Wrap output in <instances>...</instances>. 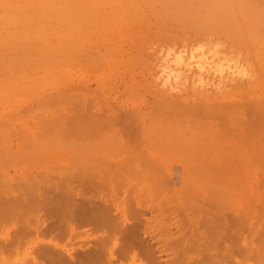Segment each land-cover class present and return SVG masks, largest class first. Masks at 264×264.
Segmentation results:
<instances>
[{
	"label": "rangeland",
	"instance_id": "374dc122",
	"mask_svg": "<svg viewBox=\"0 0 264 264\" xmlns=\"http://www.w3.org/2000/svg\"><path fill=\"white\" fill-rule=\"evenodd\" d=\"M189 1L153 0L151 5L152 0H0V264L43 263L40 251L44 247L65 259L66 253L78 259L105 239L102 231L110 233L112 229L77 224L72 231L70 222H66L65 230L40 233L55 222L56 215L60 218L69 212L67 207L78 205L75 193L81 183L85 185L79 191L85 188L84 195L90 192L97 200L103 196L104 201L107 199L117 228L122 231L138 226L133 233L139 235L142 247L135 250L136 263L130 260V251L121 256L124 241L120 230L114 231L120 233L115 239L118 246H113L115 237L103 244L105 263L110 251L121 259L120 264H152L151 258L158 259V264H180L182 258H186L183 264H264V1L227 0L226 11L220 0H202L203 5L201 0ZM182 2L191 3L188 9L201 4L199 15L206 23H196L200 17L192 15L198 10L190 16L188 12L195 7L188 10L183 4L181 8L178 3ZM167 6L171 12H164ZM177 10L188 11L185 15L189 18L181 19L184 16L178 13H184ZM240 11L248 13L245 20L237 15H242ZM249 11L260 17L254 18ZM216 12L231 16L223 19ZM232 15L240 18L235 20L238 24L247 25L246 30L252 25L250 31H256L255 36L247 38L248 32L241 26L236 30L240 36L235 33L238 24L233 23ZM217 17L222 18L221 24ZM72 93L76 94L74 100ZM165 103L171 107L162 106ZM159 107L168 109L163 112ZM115 113L129 116L127 128L120 129L121 136L119 125L122 128L125 124L120 121L115 125L121 118L113 116ZM114 117L116 120L109 122ZM105 122L113 123L115 129ZM64 124L69 125L68 131ZM127 129L135 134L134 140L127 135L131 137L128 144L121 141ZM210 140H214L212 144ZM230 151V158L225 157ZM215 154L219 155L218 162ZM133 159L137 165H130ZM104 168L113 171L104 175ZM83 180L91 182L89 187ZM56 181L61 183V190L67 188L65 197L70 192L74 197L71 193L67 196L70 206L65 207L66 212L61 199L63 205L59 202L62 206L58 208L63 212L58 210L55 217L51 216L57 210L55 203L64 194L57 190ZM94 183L97 189L92 187ZM32 193L35 201L30 200ZM89 195L86 197H92ZM209 203L221 209L213 212L215 205L209 209ZM216 213L227 218L222 223H230L224 222L220 229L228 238L220 237L221 233H215L220 239L213 235L217 243L211 241L209 228L205 229L208 224H204L215 220ZM218 223L214 222L215 226ZM199 226L200 230L196 228ZM227 226L229 230H224ZM20 230L29 233L23 237ZM235 231L237 234H232ZM17 233L21 243L13 245L16 237L20 238ZM208 238V245L214 247L207 245ZM167 242L173 245L167 246L168 251L164 246ZM5 244L14 247L12 252H6ZM160 245L167 253H160Z\"/></svg>",
	"mask_w": 264,
	"mask_h": 264
},
{
	"label": "bare ground",
	"instance_id": "6f19581e",
	"mask_svg": "<svg viewBox=\"0 0 264 264\" xmlns=\"http://www.w3.org/2000/svg\"><path fill=\"white\" fill-rule=\"evenodd\" d=\"M42 1H43V0H42ZM154 1H156V0H154ZM178 1H179V0H178ZM180 1H181V0H180ZM182 1H183V0H182ZM187 1H189V0H187ZM194 1H195V0H194ZM196 1H197V0H196ZM207 1H208V0H207ZM207 1H206V2H207ZM230 1H231V0H228V3H229ZM239 1H240V0H239ZM263 1H264V0H263ZM158 2H159V1H158ZM161 2H162V1H161ZM189 2H191V1H189ZM189 2H187V3H189ZM198 2H199V0H198ZM212 2H213V0H212ZM212 2H211V3H212ZM214 2H215V1H214ZM224 2L227 3V0H226V1H225V0H220V2H219L220 4H219V3H218V4L221 5L222 8H223V5H224V7H225V3H224ZM231 2H233V1H231ZM237 2H238V1H237ZM192 3H193V1H192ZM200 3L203 5L202 0L200 1ZM216 3H217V2H216ZM222 3H223V4H222ZM228 3H227V4H228ZM234 3H235V2H234ZM234 3H233V4H234ZM152 4H153V0H152V2H151V5H152ZM164 4H165V3H164ZM178 4H179V6H180V5L182 6L183 4H186V3H185V2H184V3L182 2L181 4H180V3H178ZM190 4H191V3H190ZM190 4H189V5H190ZM201 4H199L198 7H197V4H196V6H193V5H192L193 7H195V9H194L193 7L190 8V9H188V8L190 7L189 5H187V4H186L187 6H184V5H183V6H184L185 8H187L188 10H192V9L195 10V11L192 10V11H189V12H188V11H185V10H184V12H182L181 10L178 11V10L180 9V7H181V6H180L179 9H178L177 11L180 12V13L182 12V14L184 13V15L181 16V14H179L178 12H176V13H178L177 16H179V17H183V16H184V17H185V16H187L189 13L191 14V12L194 13V12H196V10H198V11H197L198 17H196L197 14H196V15H195V14H193V15L191 14L192 17H195V18H199V17H200V18L198 19V21L200 20V22H196V23H198V24L206 23L205 18H204V20L202 19V21H203V22H202V21H201V14L199 15V13H202V12H200V9L202 8V7L200 6ZM227 4H226V5H227ZM231 4H232V3H230V5H231ZM242 4L245 5L244 3H242ZM159 5H160V4H159ZM161 5H162V4H161ZM166 5H169V4H166ZM212 5H213V4H212ZM212 5H211V6H212ZM214 5H215V4H214ZM216 5H217V4H216ZM243 5H242V6H243ZM250 5H251V4H250ZM263 6H264V4H263ZM160 7H161V9H163L162 6H160ZM163 7H164V5H163ZM168 7H169V6H167V10L165 9L166 11H164V12L169 11V10H168ZM196 7H197V9H196ZM199 7H200V8H199ZM213 7H214V6H213ZM236 7H237V6H236ZM244 7H246V6H244ZM244 7H243V8H244ZM247 7H248V6H247ZM181 8H182V7H181ZM218 8H219V6H218ZM248 8H249V7H248ZM252 8H253V7H252ZM183 9H184V8H183ZM212 9H213V8H212ZM232 9H233V5H232ZM237 9H238V7H237ZM263 9H264V8H263ZM224 10L226 11V7H225ZM228 10H229V9H228ZM242 10H245V8L242 9ZM248 10H249V9H248ZM250 10H251V9H250ZM257 10H258V8H257ZM257 10H254V11H257ZM260 10H261V8H260ZM214 11H215V9H214ZM214 11H213V12H214ZM218 11H220V9H219ZM218 11H217V12H218ZM225 11H224V13H225ZM246 11H247V10H246ZM246 11H244V14H243V11H242V12L240 11V12L242 13V15L238 14L239 12L237 11V12H238L237 15L240 16V18L244 16V17H243L244 19H243V18H241V19H242V20H245L246 15L248 14V13L245 14ZM169 12H171V11H169ZM187 12H188V14H187ZM205 12H206V11H205ZM205 12L203 11L204 14H205ZM217 12H216V13H217ZM220 12H221V11H220ZM247 12H248V11H247ZM249 12H250V11H249ZM257 12H260V11H257ZM176 13H175V14H176ZM221 13H222V12H221ZM250 13H251V12H250ZM185 14H187V15H185ZM190 14H189V15H190ZM213 14H214V13H213ZM213 14H212V15H213ZM226 14H227V13H226ZM226 14L224 15V14L217 13L216 16H217V15H219V16L221 15V16L224 17L223 19H225ZM228 14H229V12H228ZM231 14H232V12H231ZM233 14H234V13H233ZM191 15H190V16H191ZM235 15H236V14H235ZM235 15H232V16L235 17ZM251 15H253L254 18H256L255 16H257L256 14H253V13H251ZM260 15H261V14H260ZM205 16H206V14H205ZM205 16L203 15V17H205ZM230 16H231V15H230ZM230 16L227 15L226 17H230ZM238 16L235 17L233 23L236 24L237 21H235V20L237 19ZM248 16H250V15H248ZM248 16H247V17H248ZM258 16H259V15H258ZM258 16H257V17H258ZM262 16H264V15H261V17H262ZM179 17H178V18H179ZM184 17L181 18V19H187L188 16L185 17V18H184ZM213 17H214V16H213ZM250 17H251V16H250ZM259 17H260V16H259ZM188 18H189V17H188ZM218 18H219V17L216 18V19H217V22H219V23L221 24V20H222V18L220 17L221 20H219ZM240 18H238V19H240ZM248 18H249V17H248ZM262 18H264V17H262ZM262 18H260V20H262ZM231 19L233 20V17H232ZM238 19H237V20H238ZM206 20H207V19H206ZM226 20H227V18H226ZM232 20H231V21H232ZM242 20H241V21H242ZM249 20L251 21V18H250ZM207 21H208V23H209V19H208ZM215 21H216V20H215ZM229 21H230V18H229ZM222 22H223V20H222ZM248 22H249V21H248ZM210 23H211V22H210ZM231 23H232V22H231ZM231 23H230V24H231ZM238 23H239V22H237V24H238ZM220 24H219V25H220ZM230 24H229V25H230ZM237 24H236V26H237ZM241 24H242V23H241ZM260 24L262 25V21H260ZM212 25H213V24H212ZM212 25H207L206 27L208 28L209 26L211 27ZM233 25H234V24H233ZM233 25H232V26H233ZM234 26H235V25H234ZM234 26H233V27H234ZM236 26H235V27H236ZM239 26H241V25L238 24L237 28H235V33H237V34H238V31H239V30H238L237 32H236V30L239 29ZM263 26H264V25H263ZM233 27H230V28L232 29ZM241 27H243V25H242ZM252 27H253V26L250 25V26H249V28H250L249 30H246V28H248L247 25H246V27H245V26L243 27V28L246 30L245 33L248 32V35H246V37L248 36L247 38H251L252 35L255 36L254 34H255L256 31H255V32H254V31H252V32L250 31V30L252 29ZM261 27H262V26H261ZM212 28H214V26H213ZM212 28H211V29H212ZM230 28H229V30H230ZM241 29H242V28H241ZM233 31H234V30H233ZM262 31H263V30H262ZM197 32H199V31L197 30ZM239 32H240V31H239ZM250 32H251V33H250ZM258 32H259V31H257V33H258ZM233 33H234V32H232V34H233ZM257 33H256V34H257ZM263 33H264V32H263ZM250 34H252V35H250ZM259 34H260V33H259ZM234 35H235V34H234ZM238 35L240 36V33H239ZM257 35H258V34H257ZM257 35H256V36H257ZM263 35H264V34H263ZM235 36H237V35H235ZM253 36H252V37H253ZM260 36H261V35H260ZM260 36H259V37H260ZM257 37H258V36H257ZM262 37H263V36H262ZM262 40H263V39H262ZM262 40H261V41H262ZM262 42H264V41H262ZM260 43H261V42H260ZM96 55H97V54H96ZM100 59H101V58H100ZM96 61H98V60L96 59ZM102 62H103V60H102ZM4 79H5V78H4ZM4 79H3V80H4ZM9 79H11V78H9ZM14 79H16V78H14ZM1 80H2V79H1ZM7 80H8V78H7ZM11 80H12V79H11ZM11 80H9V81H11ZM2 82H3V81H1V84H2ZM3 83H5V82H3ZM71 91H72V90H71ZM75 92H76V91H75ZM87 95H89V93H87ZM91 95H92V94H91ZM102 95H103V94H102ZM65 96H66V94H65ZM72 96H73L72 98H73V100H74L76 94L73 95V93H72ZM93 96L95 97L96 94L93 95ZM94 97H93V98H94ZM64 98H65V97H64ZM72 98H71V99H72ZM76 98H77V97H76ZM89 98H91V97H89ZM106 101H107V100H106ZM0 102H1V101H0ZM3 102H4V101H3ZM83 102H84V101H83ZM87 102H89V100L86 101V104H87ZM169 102H170V101H169ZM93 103H94V102H93ZM172 103H173V102H172ZM162 104H163V102H162ZM154 105H155V104H154ZM89 106H90V105H89ZM162 106L166 107L167 105H166V103H165V104L162 105ZM169 106H170V105H169ZM169 106H167V107H169ZM90 107H91V106H90ZM92 107H93V104H92ZM164 107H163V108H160V107H159V110H160V109H161V110L163 109V112H164V110L166 111V109H168V108L164 109ZM170 107H171V106H170ZM172 107H174V106H172ZM227 107H228V106H227ZM227 107H225V108H227ZM97 108H98V107H97ZM122 108H123V107H122ZM122 108H121V110H122ZM207 108H208V107L204 108L205 111L208 110ZM258 108H259V107H258ZM262 108H263V107H262ZM171 109H173V108H170V110H171ZM204 109H202V110L204 111ZM206 109H207V110H206ZM209 109H212V108H209ZM227 109H228V108H227ZM233 109H235V108H233ZM121 110H120V111H121ZM173 110H174V109H173ZM183 110H184V109H183ZM183 110H179V113H180V111H181V113H182ZM202 110H201V111H202ZM239 110H240V109H239ZM241 110H242V109H241ZM95 111H96V110H95ZM156 111H157V110H156ZM171 111H172V110H171ZM175 111H176V110H174V111H172V112L175 113ZM177 111H178V110H177ZM195 111H196V110H195ZM203 111H202V112H203ZM254 111H255V110H254ZM93 112H94V111H93ZM123 112H124V111H123ZM158 112H159V111H158ZM185 112H186V111H185ZM209 112H210V111H209ZM209 112L207 111V112H205V113H208V114H209ZM215 112H217V111H215ZM227 112H228V111H227ZM227 112H226V113H227ZM94 113H95V112H94ZM96 113H97V112H96ZM96 113H95V114H96ZM111 113H114V112H111ZM169 113H170V112H169ZM195 113H196V112H195ZM197 113H198V111H197ZM205 113H204V114H205ZM230 113H231V112H230ZM115 114H116V115L113 114V116H117V113H115ZM164 114H165V113H164ZM176 114H177V112H176ZM210 114H211V113H210ZM217 114H218V112H217ZM217 114H216V116H217ZM232 114H233V113H232ZM86 115H87V114H86ZM165 115H166V114H165ZM171 115H172V114H171ZM180 115H181V114H180ZM218 115H219V114H218ZM97 116H98V115H97ZM97 116H96V117H97ZM102 116H103V115H102ZM118 116H119V115H118ZM118 116H117V117H118ZM120 116H121V118H120V119H117V120L115 119V117H114V120H112V121H110V119H109V122H114V121L116 120V121H115V125H117V123L120 122V121H122L121 124H125V125H124L125 127H122V128H121V125H119V126H120V128H119V132H118L119 135L117 134L116 131L114 132V133H116V135H118V136H121V134H122V133L120 132V129L127 128V125H126V122H127V121H126V120H127V118L129 117V116L126 117V116H127L126 114H125L124 116H123V115H120ZM120 116H119V117H120ZM177 116H178V114H177ZM216 116H215V117H216ZM222 116L224 117V119H226L224 115H222ZM228 116H229L228 118L230 119V115H229V114H228ZM104 117H105V116H104ZM106 117H107V116H106ZM117 117H116V118H117ZM119 117H118V118H119ZM123 117H124V118H123ZM153 117H154V116H153ZM215 117H214V118H215ZM167 118H168V117H167ZM232 118H233V117H232ZM111 119H113L112 116H111ZM122 119H124L125 123L123 122ZM164 119H165V118H164ZM200 119H201V118H200ZM203 119H204V118H203ZM93 120L95 121L96 118H95V119L93 118ZM98 120H99V119H98ZM98 120H96V121H98ZM233 120H234V118H233ZM238 120H239V119H238ZM226 121H227V120H226ZM234 121H235V120H234ZM92 122H93V121H92ZM102 122H103V120L101 121V123H102ZM109 122H108V125H107L106 122H105L106 124H105V123H103V124L106 125V126H108V127H111V126H109V125L112 124V125H113V128H114L115 125H114L113 123H110V124H109ZM116 122H117V123H116ZM208 122H209V121H208ZM229 122H230V121H229ZM253 122H254V121H253ZM93 123H94V122H93ZM250 123H251V122H250ZM65 124L67 125V123H65ZM65 124H64L63 126H65ZM97 124H98V123H97ZM183 124H184V123H183ZM214 124H215V123H214ZM207 125H208V124H207ZM215 125H216V124H215ZM68 126H69V125H68ZM68 126H67V127H68ZM94 126H95V125H94ZM94 126H93V127H94ZM97 126H99V125H97ZM97 126H96V128H97ZM248 126H249V125H248ZM251 126H252V125H251ZM256 126H258V125H256ZM65 127H66V126H65ZM67 127H66V128H67ZM73 127H74V126H73ZM99 127H101V126H99ZM76 128H77V127H76ZM96 128H94V129H96ZM101 128H102V127H101ZM117 128H118V127H117ZM129 128H131V127H129ZM129 128H128V129H129ZM206 128H207V127H206ZM64 129H65V128H64ZM68 129H69V127H68L67 129H65V130L68 131ZM72 129H73V128H72ZM97 129H98V128H97ZM109 129H110V128H109ZM114 129H115V128H114ZM128 129L126 130L127 133H126V131L123 133V134H125L123 137L126 136L125 139H127V140H124L123 137L121 138V141H123V142L125 141V143H127V142L129 143L128 138L130 139V138L132 137L131 140H134L133 138H134V136H135L134 133H133V134H134V136H133V135H132V132H130L131 129H129L130 131H128ZM237 129H238V128H237ZM110 130H111V129H110ZM112 130H113V129H112ZM124 130H125V129H124ZM238 130H239V129H238ZM70 131H71V129H70ZM75 131H76V129H75ZM97 131H98V130H97ZM100 131H101V129H100ZM209 131H210V130H209ZM211 131H212V130H211ZM226 131H227V130H226ZM231 131H232V129H231ZM94 132H95V131H94ZM128 132H129V133H128ZM159 132H160V131H159ZM219 132H221V131H219ZM233 132H234V131H233ZM69 133H70V132H69ZM214 133L216 134L217 132H214ZM241 133H242V132H241ZM128 134H129V135L131 134V135H130L131 137H129V136L127 137ZM212 134H213V133H211V135H212ZM218 135H219V134H218ZM240 135H241V134H240ZM152 136H153V135H152ZM213 136H214V135H213ZM215 136H216V135H215ZM226 137H227V136H226ZM239 137H240V136H239ZM250 137H251V136H250ZM253 137H254V136H253ZM136 138H137V137H136ZM218 138H219V137H218ZM227 138H228V137H227ZM117 139H118V138H117ZM137 139H138V138H137ZM212 139H213V138H212ZM239 139H240V138H239ZM251 139H252V138H251ZM187 140H188V139H187ZM207 140H208V139H207ZM222 140H223V139H222ZM255 140H256V139H255ZM255 140H253V141H255ZM121 141H120V142H121ZM210 141H212V140H210ZM210 141H209V142H210ZM213 141H214V140H213ZM213 141L210 142V143L212 144ZM218 141H219V139H218ZM223 141H224V140H223ZM226 141H227V140H226ZM234 141H235V140H234ZM241 141H243V140H241ZM241 141H240V142H241ZM256 141H257V140H256ZM131 142H135V141H131ZM157 142H158V141H157ZM193 142H194V141H193ZM215 142H216V139H215ZM220 142H221V141H220ZM220 142H218V143H220ZM224 142H225V141H224ZM244 142H245V141H244ZM251 142H252V141H251ZM125 143H124V144H125ZM128 143H127V144H128ZM136 143H137V142H136ZM178 143H179V142H178ZM181 143H182V142H181ZM184 143H185V141H184ZM198 143H199V142H198ZM206 143H208V142H206ZM218 143H217V144H218ZM188 144H189V143H188ZM214 144H215V143H214ZM255 144H256V142L254 143V145H255ZM199 145H202V143H201V144L199 143ZM215 145H216V144H215ZM215 145H214V146H215ZM218 145H219V144H218ZM220 145H221V144H220ZM184 146H185V145H184ZM208 146H209V145H208ZM222 146H223V145H222ZM210 147L212 148V146H210ZM210 147H207V148H209L207 151L210 150ZM216 147H217V146H216ZM220 147H221V146H220ZM119 148H120V147H119ZM123 148H124V147H123ZM133 148H134V147H133ZM221 148H222V147H221ZM136 149H137V148H136ZM212 150H213V149H212ZM212 150H211V151H212ZM216 150H217V149H215V151H216ZM218 150H219V149H218ZM204 151H205V150H203V152H201V153H205ZM211 151H210V152H211ZM213 151H214V150H213ZM232 151H233V150H232ZM199 152H200V150H199ZM217 152H218V151H217ZM224 153H226V152H224ZM228 153H229V154L226 153V154H224V155H225V157H227V158L229 157V158H230V156L232 155V154H230L231 151L228 152ZM187 154H188V153H187ZM197 154L199 155V153H197ZM219 154H221V153H220V150H219ZM134 155H135V154H134ZM137 155H139V156L135 157L136 159H138V158L140 157V154H137ZM195 155H196V154H195ZM212 155H214V154H212ZM212 155H211V156H212ZM221 155H223V154H221ZM226 155H227V156H226ZM160 156H161V155H160ZM186 156H187V155H186ZM190 156H191V155H190ZM193 156H194V155H193ZM196 156H197V155H196ZM211 156H210V157H211ZM215 156H216V154H215ZM218 156H219V155H217L215 158H217ZM142 157L145 158L146 156H142ZM161 157H162V156H161ZM178 157H179V156H178ZM188 157H189V156H188ZM194 157H195V156H194ZM233 157H234V156H233ZM183 158H184V157H183ZM191 158H192V157H191ZM191 158H190V159H191ZM211 158H212V157H211ZM215 158H212V159H215ZM219 158H220V157H219ZM239 158H240V157H239ZM136 159H133V161L130 162V163H131L130 165H134L133 163L136 164V162H137ZM147 159H149V158H147ZM186 159H187V157H186ZM225 159H226V158H225ZM236 159H238V158H236ZM131 160H132V159H131ZM149 160H150V159H149ZM207 160H210V158H208ZM222 160H223V159H222ZM231 160H232V157H231ZM135 161H136V162H135ZM213 161L215 162L216 159L213 160ZM219 161H220V160H219ZM224 161H225V160H224ZM233 161H234V160H233ZM216 162H218V158H217V161H216ZM227 162H228V161H226V163H227ZM137 163H138V162H137ZM148 163H151V162H148ZM148 163H147V164H148ZM128 165H129V164H128ZM136 165H137V164H136ZM140 165H143V164L141 163ZM115 166H116V165H115ZM144 166H145V164H144ZM144 166H143V167H144ZM149 166H150L149 168L152 169V167H151L152 165L149 164ZM117 167H118V165H117ZM117 167H116V168H117ZM146 167H147V166H146ZM144 168H145V167H144ZM144 168H143V169H144ZM104 169H105V168H104ZM111 169H112V168H111ZM111 169H109V170L111 171ZM117 169H118V168H117ZM145 169H146V168H145ZM150 169L148 170V172L152 174V171H151ZM109 170H108V169H105V172H106V171H109ZM146 170H147V169H146ZM112 171H113V170H112ZM112 171H111V172H112ZM115 171H116V170H115ZM118 171H119V169H118ZM143 171H144V170H143ZM150 171H151V172H150ZM145 172H147V171H145ZM145 172H144V173H145ZM148 172H147V173H148ZM73 173H74V172H73ZM102 173H103L104 175H106V174L109 173V172H106V173L102 172ZM114 173H115V172H114ZM117 173H118V172L116 171L115 174H117ZM120 173H121V172H120ZM120 173H118V174H120ZM147 173H146V174H147ZM76 174L79 175L78 173H75L74 175H76ZM110 174H111V173H110ZM101 175H102V174H101ZM101 175H100V176H101ZM120 175H121V177H123V176H124V172H123V175H122V173H121ZM152 175H153V174H152ZM82 176H83V175H82ZM108 176H109V174H108ZM114 176H115V175H114ZM110 177H111V175H110ZM112 177H113V176H112ZM116 177H117V176H116ZM118 177H119V176H118ZM118 177H117V178H118ZM68 178H69V177H68ZM68 178H66V179H67V182L70 181V179L68 180ZM93 178H95V177H93ZM98 178H100V177H98ZM103 178H104V176H103ZM113 178H115V177H113ZM151 178H152V177H151ZM84 179H85V177H84ZM89 179H92V178H89ZM104 179H105V178H104ZM104 179H103V181L105 182L107 179H106V180H104ZM110 179H111V178H110ZM48 180H49V179H47V181H48ZM87 180H88V179H87ZM52 181H53V180H52ZM91 181H92V180H91ZM48 182H49V181H48ZM56 182H57V181H56ZM83 182L86 183V187H89L87 184L91 183V182H87V181H84V180H83ZM94 182H95V181H94ZM98 182H99V181H98ZM50 183H51V180H50V182H49L48 184H50ZM77 183H78V182H77ZM80 183H81V182H80ZM105 183H106V182H105ZM166 183H167V182H166ZM60 184H61V183L58 184V182H57V185H58L57 188L60 187V189H59V188L57 189V188L55 187L58 191L61 190V186H60ZM78 184H79V183H78ZM92 184H93V182H92ZM99 184H100V182H99ZM162 184H163V183H162ZM32 185H33V184H32ZM32 185H31V186H32ZM51 185H52V184H51ZM51 185H50V186H51ZM81 185H83V184L81 183V184L79 185L80 188H81ZM84 185H85V184H84ZM84 185H83V186H84ZM95 185H97V184L94 183V186L92 185V187H94L95 189H97V186H95ZM29 186H30V185L28 184L27 187H29ZM53 186H54V184H53ZM68 186H69V183H68L67 187H68ZM104 186H105V185H103V187H104ZM163 186H164V185H163ZM33 187H34V185H33ZM71 187H72V186H71ZM98 187H99V186H98ZM168 187H170V186H168ZM31 188H32V187H31ZM50 188H51V187H50ZM68 188H69V187H68ZM73 188H74V187H73ZM73 188H72V190H73ZM80 188H77V189H76L77 192L75 193V196L79 199V201H78L79 203H78V205L76 204V206H74V207H72V206H70V205L67 204V201L70 199L69 197H71L70 195H71L72 193H74V192H72V193L70 192L71 194H70V193H69V194H66V197H65V192L68 191L67 188H66L65 191H63L64 189L61 190V192L63 191L64 194H60V195H59L60 197L58 198V201L55 203V204L58 205V206H57V210L54 211L53 209H51L52 211H54V212H53L54 214L51 215V216H55V214H57V211L60 210L61 208H62V210H63L64 212H66L67 210H68L69 212H67V214H64V216H63V215L60 216V218H59V216H58L59 214L56 215L57 217L55 216V217H56L55 222H57V223L51 221V222H53V223H55V224L52 223V225H51L50 227H48V228L46 227V229L43 228V230H42L43 232H40V233H41V234L44 233V232H45V233H47V232H48V233H53V232H55V230H57V228L60 230V228H63V227L68 226V225L66 224V222H68V223L70 222V223H71L70 226H69V228H71L72 231H73V229L75 228V225H77V224L80 225V226H83V227H84V226H88V225L90 226V225H91V226H93V227H95V228H97V229H98V228H99V229H100V228H104V229H106V230H107V229H110V230L112 229L113 231L111 230L110 233H105V232H104L105 230L102 231V236H103L105 239H103L102 241H100L99 244L96 243V245L94 246V248H93L92 250H89V251H87V252L85 251V253H83V255L81 254V256L79 255V258H78V259H77L75 256L70 255L69 253H66L67 258L65 259L64 256H62V255L59 254V252L56 253L55 251L48 250L47 247H46V249H47V250H46L45 247H44V249H42L43 251H40V255L44 258L43 261L45 260L43 263H45L46 260H47L46 264H104L106 261L102 260V259H104V258H102V257H103L102 250H103V252H104V249L106 250V248H104V247H106V246L103 245V244H104L106 241H108V240L110 241L109 238H112V237L114 238V237H115L114 240L117 239V238H116V237H117L116 235L118 234V232H114V231H116V230H120V233H121V234L119 233V234H120V237L122 236V238H123L122 240L124 241L123 244H122V247L120 248V250H121V251H120V252H121V256L123 257L124 254L126 255V253L130 251L131 254H133V256L130 257V260L132 261V263H133V262L136 263V261H137L138 259H137V255H136L137 252L135 253V250H137V249H141V247H142V245H141V243H140V240H139V238H138L139 235H136V231H137V227H138V226H137V227H136V226H135V227L133 226L134 228H130V229H125V227H124V228H122L123 230L121 231L120 228H117L118 226H117L116 223H115V222H116V218L112 217V215L110 216V207H109V203L107 204V199L105 200V201H106V202H105V201L102 199L104 196L102 197V196L100 195L102 198H100V199L97 200V199H95V197H94L92 194L89 195L90 192H88V193H86V194H88L89 196H92V197H90V198H89V197H86V196H88V195H86V194L84 195V192H86V191H84V190H86V189L83 187V188H84V189H83L84 192H83V191L80 192V191H79ZM165 188H166V187H165ZM170 188H171V187H170ZM27 189H28V188H27ZM32 189H33V188H32ZM51 189H52V188H51ZM53 189H54V187H53ZM91 189H92V188H91ZM99 189H100V188H99ZM99 189H98V191H99ZM168 189H169V188H168ZM23 190H24V189H23ZM76 190H75V188H74V191H76ZM88 190H89V188H87V191H88ZM169 190H170V189H169ZM169 190H168V191H169ZM24 191H25V190H24ZM30 191L32 192V190H30ZM30 191H28V193H29ZM41 191H42V190H41ZM41 191H40V192H41ZM9 192H10V191H9ZM31 192H30V193H31ZM33 192H34V191H33ZM61 192H60V193H61ZM100 192H101V191H100ZM141 192H142V191H141ZM6 193H7V192H6ZM6 193H5V194H6ZM22 193H23V192H22ZM25 193H26V192H24V194H25ZM34 193H35V192H34ZM66 193H67V192H66ZM101 193H102V192H101ZM8 194H9V193H8ZM8 194H7V195H8ZM44 194H48V193H45V191H44ZM21 195H22V194H21ZM26 195H28V194L26 193ZM26 195H25V197H26ZM35 195H36V194H34V197H35ZM42 195H43V193H42ZM106 195H107V194H106ZM129 195H130V194H129ZM131 195H132V194H131ZM31 196H33V193H32V195H30V200L33 198V197L31 198ZM37 196H38V195H37ZM43 196H44V195H43ZM67 196H69V197L67 198ZM11 197H12V196H11ZM20 197H21V196H20ZM25 197H24V198H25ZM46 197H47V195H46ZM48 197H49V195H48ZM72 197H74V194H72ZM85 197H86L87 199H85ZM93 197H94V198H93ZM108 197H109V195H108ZM207 197H208V196H207ZM211 197H212V199L214 200V198H213L212 195H211ZM2 198H3V197H2ZM6 198H7V197H6ZM18 198H19V194H18ZM42 198H44V197H42ZM42 198H41V199H42ZM65 198H67V199H65ZM209 198H210V196H209ZM0 199H1V198H0ZM10 199H11V198H10ZM19 199H20V198H19ZM21 199H22V197H21ZM28 199H29V197H28ZM44 199H45V198H44ZM61 199H62V200L64 199V200L66 201V202H65V201L63 200L64 205H65V203H66L65 206L63 205ZM25 200H26V199H25ZM32 200H33V199H32ZM32 200H31V201H32ZM47 200H50V198L47 199ZM33 201H35V200H33ZM51 201H52V200H51ZM194 201H195V200H194ZM199 201H200V200H199ZM211 201H212V200H211ZM1 202H2V201H1ZM59 202H61V204L64 206V208H63V206H62ZM189 202H190V201H189ZM209 202H210V201H209ZM76 203H77V202H76ZM137 203H138V202H137ZM194 203H196V201L193 202V200H192V204H194ZM1 204H2V203H1ZM8 204H9V203H8ZM10 204H12V203H10ZM10 204H9V205H10ZM43 204H44V203H43ZM192 204H191V205H192ZM202 204H203V203H202ZM202 204H201V205H202ZM212 204H214V203H212ZM3 205H4V204H3ZM50 205H51V204H50ZM67 205L70 206L71 208H70V207H67ZM196 205H198V204H196ZM199 205H200V204H199ZM209 205H211V204L209 203ZM209 205H208L209 209H212L213 206H214L215 204H214L213 206L211 205V207H210ZM216 205H217V204H216ZM216 205H215V207H214V208H216V209L212 210L213 212H216L218 209H221V208L218 207V206L216 207ZM0 206H1V205H0ZM31 206H32V205H31ZM31 206H29L28 209H31ZM39 206H40V205H38L37 207L40 208ZM55 206H56V205H54V206H52V207L54 208ZM60 206H62V207L60 208ZM10 207H11V206H10ZM12 207H14V206H12ZM32 207H33V206H32ZM50 207H51V206H50ZM58 207H59L60 209H59ZM65 207H67V210H65V209H66ZM141 207H142V206H141ZM205 207H206V206H205ZM0 208H1V207H0ZM34 208L36 209L35 206H34ZM38 208H37V209H38ZM198 208H199V206H198ZM202 208H203V207H202ZM7 209H9V208H7ZM44 209H46V208H44ZM49 209H50V208H49ZM192 209H193V208H192ZM206 209H208V208H206ZM209 209H208V211H209ZM10 210H11V209H10ZM12 210L14 211V208H13ZM15 210H16V209H15ZM51 210H48L49 212H47V213L52 214V211H51ZM62 210H60V212H63ZM215 210H216V211H215ZM1 211H4V210L1 209ZM31 211H32V209H31ZM33 211H34V209H33ZM35 211H36V210H35ZM202 211H203V210H202ZM4 212H5V211H4ZM4 212H3V213H4ZM27 212H28V211H27ZM55 212H56V213H55ZM199 212H200V211H199ZM199 212H198V213H199ZM206 212H207V211H206ZM209 212H211V211H209ZM219 212H220V211H218V213H219ZM221 212H223V210H222ZM191 213H192V212H191ZM195 213H196V212H195ZM201 213H203V212H201ZM207 213H208V212H207ZM4 214H5V213H4ZM111 214H112V213H111ZM176 214H177V213H176ZM199 214H200V213H199ZM204 214L206 215L205 212H204ZM208 214H210V213H208ZM220 214H221V213H220ZM228 214H229V213H228ZM200 215H201V214H200ZM202 215H203V214H202ZM216 215H217V213H216ZM178 216H179V215H178ZM194 216H195V215H194ZM203 216H204V215H203ZM206 216H207V215H206ZM208 216H209V215H208ZM213 216H214V215H213ZM175 217H176V216H175ZM196 217H197V216H196ZM216 217H221V215H220V216H219V215L215 216V220H209L208 223H207V222L204 223V224H208V225L205 227V229H206V228H209L210 230L212 229V231H213V232H211L209 229H208V230L206 229L207 231H209V232L211 233L212 236H211V235H210V236L214 239V240L211 239V241H213V242H216L218 239H220V237H224V236H225V238H226V236H227V238L229 237L227 234H226V235H222L223 233H222V231H220V229H222V227L224 228V226H222L223 224H224V225H225V223H226L227 225L230 224V223L225 222V221H224L225 223H224V222H223V223L221 222V221H223V220H225V219H227V218H225V217H221V220H220L219 218H216ZM239 217H242V216H239ZM239 217H238V218H239ZM40 218H42V217L40 216ZM57 218H58V219H57ZM179 218H180V217H179ZM203 218H204V217H203ZM213 218H214V217H213ZM223 218H225V219H223ZM114 219H115V220H114ZM175 219H176V218H175ZM180 219H181V218H180ZM242 219H243V218H242ZM40 220H41V219H40ZM185 220H186V219H185ZM218 220H220V221H218ZM3 221H4V220H3ZM42 221H43V220H41L40 223H42ZM147 221H148V220H147ZM164 221H165V220H164ZM212 221H213V222H212ZM217 221L220 223V225H219V223H218ZM231 221H232V220H231ZM233 221H234V220H233ZM233 221H232L231 223H233ZM236 221H237V220H236ZM242 221H243V220H242ZM38 222H39V219H38ZM196 222H197V221H196ZM214 222H216V224L218 223L219 226H215L216 224H214ZM243 222H244V221H243ZM243 222H241V223L243 224ZM234 223H235V224H234ZM234 223H233L234 226L237 225L236 222H234ZM239 223H240V221H239ZM239 223H238V226H239ZM241 223H240V224H241ZM63 224H66V225L63 226ZM86 224H87V225H86ZM198 224H199V222H198ZM204 224H203V225H204ZM37 225H38V224H37ZM39 225H40V224H39ZM166 225H167V224H166ZM181 225H182V224H181ZM181 225H180V226H181ZM193 225H195V224H193ZM201 225H202V224H201ZM201 225H200V226H201ZM40 226H41V225H40ZM143 226H144V225H143ZM176 226H177V225H176ZM195 226H198V225H195ZM200 226H199V227H196V228H197V229L199 228V230H200V229H201ZM228 226H229V225H228ZM228 226H227V228H225L224 230H229V227H228ZM238 226H236V227H238ZM241 226H242V225H240V227H241ZM178 227H179V226H178ZM178 227H177V228H178ZM181 227H183V226H181ZM203 227H204V226H203ZM203 227H202V228H203ZM215 227L218 228V231H216L217 228H215ZM240 227H239V228H240ZM35 228H36V227H35ZM37 228H38V227H37ZM126 228H127V227H126ZM166 228H167V227H166ZM179 228H180V227H179ZM233 228H234V227H233ZM38 229H39V228H38ZM63 229L65 230V228H63ZM161 229H163V228H161ZM169 229H170V228H169ZM197 229H196V230H197ZM203 229H204V228H203ZM203 229H202V230H203ZM234 229H235V228H234ZM32 230H33V228H32ZM34 230H35V229H34ZM61 230H62V229H61ZM133 230H136V231H135V234L133 233ZM150 230H151V229H150ZM165 230H166V229H165ZM167 230H168V229H167ZM183 230H184V229H183ZM235 230H236V229H235ZM108 231H109V230H108ZM168 231H169V230H168ZM168 231H167V232H168ZM179 231H180V230H179ZM184 231H185V230H184ZM20 232L22 233V236H23V237H25V236L28 235V233H29V232H28V233H27V232L24 233L25 230H23V231L20 230ZM35 232H37V230H36ZM38 232H39V231H38ZM38 232H37L36 235H40V233L38 234ZM66 232H67V231H66ZM106 232H107V231H106ZM113 232H114V233H113ZM181 232H182V231H180V233H181ZM197 232H198V230H197ZM226 232H227V231H225V233H226ZM228 232H229V231H228ZM23 233H24V234H23ZM45 233H44V235H45ZM67 233H68V232H67ZM112 233H113V234H112ZM115 233H116V234H115ZM144 233H145V232H144ZM163 233H164V232H163ZM192 233H194V232H192ZM210 233H208L207 235H209ZM213 233H214V234H213ZM215 233H216V234H220V233H221V234H220V237H219V235L217 236ZM230 233H231V232H230ZM17 234L19 235L20 233H17ZM31 234H32V233H31ZM53 234H54V233H53ZM53 234H52V235H53ZM60 234H61V232H60V231H57L56 235H59V236H60ZM74 234H76V233H74ZM79 234H80V233H79ZM100 234H101V233H100ZM106 234H107L108 236H107ZM109 234H110V235H109ZM114 234H115V236H114ZM119 234H118V235H119ZM158 234H159V232H158ZM169 234H170V233H169ZM169 234H167V235H169ZM181 234H182V233H181ZM188 234H189V233H188ZM197 234H199V232H198ZM232 234H235V235H236L237 233H236V231H235V232H233ZM42 235H43V234H42ZM81 235H82V234H81ZM172 235H173V234H172ZM172 235H171V236H172ZM176 235H177V234H176ZM194 235H195V234H194ZM199 235H200V234H199ZM213 235H214V236L216 235L215 237H217V238L219 237V238H218V239H217V238L215 239V237H214ZM221 235H222V236H221ZM229 235H230V234H229ZM16 236H17V235H16ZM109 236H110V237H109ZM160 236H161V235H160ZM171 236H170V237H171ZM183 236H184V235H183ZM230 236H231V235H230ZM232 236H234V235H232ZM19 237H20V238L16 237L17 239L15 240V242L13 243V245H16V242L19 243V244L21 243V242H19L18 240L20 239V241H21V238H22V237H21V235H19ZM177 237H179L180 239H182L181 236H179V235H178ZM195 237H196V236H195ZM203 237H204V236H203ZM96 238H98V237H96ZM106 238H107V239H106ZM159 238H160V237H159ZM173 238H175V237L173 236ZM179 238H178V239H179ZM183 238H185V237H183ZM118 239H119V238H118ZM157 239H158V238H157ZM168 239H169V238H168ZM170 239H171V238H170ZM208 239H209V238H208ZM221 239H223V238H221ZM22 240H23V239H22ZM195 240H196V239H195ZM197 240H199V239H197ZM215 240H216V241H215ZM118 241H119V240H115V242L113 243V246H114V247L118 246V243H117ZM165 241H166V240H165ZM170 241H171V240H170ZM176 241H177V240H176ZM180 241H181V240H180ZM188 241H189V239H188ZM199 241H200V240H199ZM208 241H209V243H207V245L210 244V239H209ZM223 241H224V239H223ZM110 242H111V241H110ZM168 242H169V241H168ZM168 242H167V243H168ZM213 242H212V243H213ZM106 243H108V242H106ZM167 243H166V244H167ZM195 243H196V242H195ZM198 243H199V242H198ZM216 243H217V242H216ZM166 244H165L164 246H166L165 249H167L166 251H168L167 246H168V247H169V246L172 247L173 245H171L170 243H168L167 245H166ZM180 244H181V243H180ZM182 244H183V243H182ZM201 244H202V243H201ZM213 244H214V243H213ZM1 245H2V244H1ZM5 245H6V246H4L3 248L7 247V248H5V249H7L6 252H7V251L9 252V251H11V249L13 250V248H14L12 245H7V244H5ZM161 245L163 246V244H161ZM161 245L158 246V250H159V251H160V250H164V249H163L164 247H161ZM259 245H260V244H259ZM259 245H258V246H259ZM174 246H175V244H174ZM198 246H199V244H198ZM198 246H197V247H198ZM202 246H203V245H202ZM208 246H209V245H208ZM208 246H207V247H208ZM211 246L214 247V245H210L209 247H211ZM56 247H59V246H56ZM160 247H161V248H160ZM180 247H181V246H180ZM186 247H187V246H186ZM188 247H189V246H188ZM192 247H193V246H192ZM209 247H208V248H209ZM235 247H236V246H235ZM3 248H2L1 251H2V252H5V249H3ZM54 248H55V247H54ZM90 248H91V247H90ZM174 248H175V247H174ZM188 249H189V248H188ZM190 249H191V248H190ZM192 249H193V248H192ZM213 249H214V248H213ZM262 249H263V248H262ZM53 250H54V249H53ZM145 250H147V249H145ZM145 250H143V251H145ZM174 250H175V249H174ZM196 250H197V249H196ZM208 250H209V249H208ZM166 251L164 250L163 252H166ZM175 251H176V250H175ZM177 251H178V250H177ZM182 251L184 252L185 250L182 249ZM182 251H181V253H183ZM194 251H195V250H194ZM2 252H1V253H2ZM11 252H12V251H11ZM36 252H37V251H36ZM38 252H39V251H38ZM105 252H106V251H105ZM118 252H119V251H118ZM106 253H107V252H106ZM109 253H110V254H109V259H107V263H105V264H115V262H117V261H118V264H120V262H121L120 260H121V259L119 260L118 258L114 257V256H113V253H111L110 251H109ZM160 253H161V251H160ZM166 253H167V252H166ZM170 253H171V252H170ZM170 253H169V254H170ZM177 253H178V252H177ZM2 254H3V253H2ZM7 254H8V253H7ZM137 254H138V253H137ZM140 254H141V253H140ZM143 254H147V253H143ZM175 254H176V252H175ZM179 254H180V253H179ZM185 254H186V252H185ZM118 255H119V254H118ZM128 255H129V254H127V256H128ZM201 255H202V254H201ZM211 255H212V254H211ZM153 256H154V255H153ZM172 256H173V254H172ZM172 256H171V257H172ZM177 256H178V255H176V257H177ZM180 256H182V255H180ZM125 257H126V256H125ZM149 257H150V256H149ZM169 257H170V256H169ZM169 257H168V258H169ZM178 257H179V256H178ZM184 257H185V256H184ZM211 257H212V256H211ZM119 258H120V256H119ZM150 258H151V257H150ZM196 258H197V257H196ZM122 259H123V258H122ZM148 259H149V258H148ZM182 259H184V260H179V262H181V263L183 264V261H185L186 258H182ZM33 260H34V259H33ZM41 260H42V259H41ZM149 260L151 261L152 264H158V263H159V261H157L158 259L155 260V259H152V258H151V259H149ZM166 260H167V259H166ZM174 260H175V257H174ZM176 260H177V259H176ZM256 260H257V259H256ZM35 261H36V260H35ZM103 261H104V262H103ZM140 261H141V260H140ZM171 261H172V260H171ZM257 261H258V260H257ZM36 262H37V261H36ZM36 262H35V263H36ZM138 262H139V261H138ZM169 262H170V261H169ZM38 263H40V262H38ZM41 263H42V262H41ZM41 263H40V264H41ZM43 263H42V264H43ZM141 263H142V262H141ZM144 263H145V262H144ZM144 263H143V264H144ZM166 263H167V262H166ZM176 263H177V262H176ZM181 263H180V264H181ZM192 263H193V262H192ZM33 264H34V262H33ZM36 264H37V263H36ZM139 264H140V263H139ZM170 264H171V262H170ZM186 264H187V263H186Z\"/></svg>",
	"mask_w": 264,
	"mask_h": 264
}]
</instances>
